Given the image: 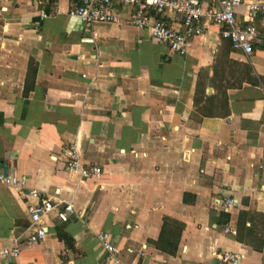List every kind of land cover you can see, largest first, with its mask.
<instances>
[{
  "label": "crops",
  "instance_id": "crops-1",
  "mask_svg": "<svg viewBox=\"0 0 264 264\" xmlns=\"http://www.w3.org/2000/svg\"><path fill=\"white\" fill-rule=\"evenodd\" d=\"M70 4H0V164L75 210L49 213L31 243L0 185V248L17 249L0 264H106L98 231L121 264H264V51L231 52L206 23L181 56L126 24L128 8L86 30ZM70 146L98 178L65 170Z\"/></svg>",
  "mask_w": 264,
  "mask_h": 264
},
{
  "label": "built area",
  "instance_id": "built-area-1",
  "mask_svg": "<svg viewBox=\"0 0 264 264\" xmlns=\"http://www.w3.org/2000/svg\"><path fill=\"white\" fill-rule=\"evenodd\" d=\"M16 0H0L14 2ZM31 3L38 0H28ZM67 10L70 17L77 19L86 30L96 24L118 23L119 17L113 8H128L130 14L124 20L126 24L147 31L149 38L169 52L185 55L190 40L200 35L206 23L218 27L221 39L229 43L230 51L248 56L254 50L264 51V0H70ZM241 6L242 10H238ZM172 15V21L164 20L165 15ZM44 12L38 14L45 18ZM84 76V75H83ZM64 168L80 179L98 178L101 170L95 164H81L79 155L70 146L64 161ZM0 185L11 187L16 196L25 204L27 214L26 241L35 243L47 234L43 219L54 213L59 222H66L75 214L70 201L43 196L40 191L29 187L26 178L17 175L14 168L0 164ZM230 198L222 201L223 207L233 206ZM224 232H234L224 226ZM101 246L106 264H121L118 250L105 231L94 234ZM17 254L16 248H0V256L9 260ZM143 255V252H140ZM222 261L236 264L239 256L230 251L217 253Z\"/></svg>",
  "mask_w": 264,
  "mask_h": 264
},
{
  "label": "rangeland",
  "instance_id": "rangeland-1",
  "mask_svg": "<svg viewBox=\"0 0 264 264\" xmlns=\"http://www.w3.org/2000/svg\"><path fill=\"white\" fill-rule=\"evenodd\" d=\"M227 71H229V69H227ZM234 71L236 72L237 71V73H239V74H237V75H233L232 77L236 80V79H238L239 77H242V74L243 73H245L246 72V68H244V67H235V69H234ZM230 76H231V74H229ZM234 80V83L236 82Z\"/></svg>",
  "mask_w": 264,
  "mask_h": 264
}]
</instances>
